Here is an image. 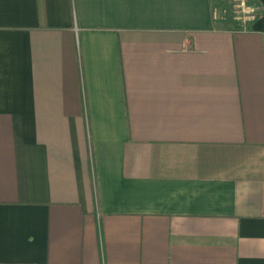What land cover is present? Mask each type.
I'll return each mask as SVG.
<instances>
[{"label":"crops","instance_id":"1","mask_svg":"<svg viewBox=\"0 0 264 264\" xmlns=\"http://www.w3.org/2000/svg\"><path fill=\"white\" fill-rule=\"evenodd\" d=\"M0 0V264H264V0Z\"/></svg>","mask_w":264,"mask_h":264},{"label":"built area","instance_id":"2","mask_svg":"<svg viewBox=\"0 0 264 264\" xmlns=\"http://www.w3.org/2000/svg\"><path fill=\"white\" fill-rule=\"evenodd\" d=\"M262 12L259 0H233L232 18L243 28L257 19ZM264 45V40H263Z\"/></svg>","mask_w":264,"mask_h":264}]
</instances>
